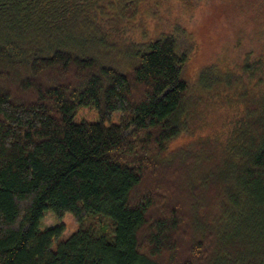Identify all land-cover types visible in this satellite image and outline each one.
I'll list each match as a JSON object with an SVG mask.
<instances>
[{
  "label": "trees",
  "instance_id": "1",
  "mask_svg": "<svg viewBox=\"0 0 264 264\" xmlns=\"http://www.w3.org/2000/svg\"><path fill=\"white\" fill-rule=\"evenodd\" d=\"M202 1L0 0V264H264V0L193 76Z\"/></svg>",
  "mask_w": 264,
  "mask_h": 264
},
{
  "label": "rangeland",
  "instance_id": "2",
  "mask_svg": "<svg viewBox=\"0 0 264 264\" xmlns=\"http://www.w3.org/2000/svg\"><path fill=\"white\" fill-rule=\"evenodd\" d=\"M247 0H205L199 2L195 8L183 9L182 22L191 31L195 38L196 50L191 56L192 60L188 66L191 75L195 76L198 70L217 61H229L236 59L243 50L250 46L257 45L261 36V24L256 16L252 18L253 6H249ZM257 8V7H255ZM258 13V12H257ZM177 17L173 12L170 19ZM154 34V27L150 29ZM242 40L243 46L237 47L236 41ZM231 61V60H230ZM76 123H98L100 116L94 106L79 107L74 115ZM112 124H119V113H115L110 121L105 122L109 127ZM187 141L185 137L173 144V148L179 147ZM57 225H64V235H70L78 230V223L72 214L67 213L62 220H58L51 211L45 213L41 220L40 228Z\"/></svg>",
  "mask_w": 264,
  "mask_h": 264
}]
</instances>
